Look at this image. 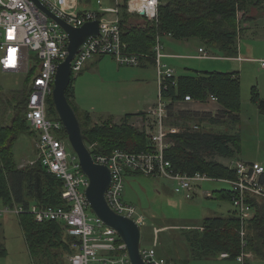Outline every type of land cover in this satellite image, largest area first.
Returning a JSON list of instances; mask_svg holds the SVG:
<instances>
[{"label": "trees", "instance_id": "trees-1", "mask_svg": "<svg viewBox=\"0 0 264 264\" xmlns=\"http://www.w3.org/2000/svg\"><path fill=\"white\" fill-rule=\"evenodd\" d=\"M91 6L92 0H86ZM128 0H119L118 19L121 39L126 50L134 53L153 54L156 35H169L175 39L198 38L210 51L214 50L224 57L238 56V21L237 14L243 11L242 20L250 7L264 11V0H159L157 18L144 19L139 13L127 9ZM143 18L145 21L135 23L132 18ZM240 30V29H239ZM29 72L24 76L19 87L8 90L2 103L4 114L12 111L9 124L0 127V201L3 206L19 205L23 211L17 214L31 258L48 256L54 249H62L72 254L71 243L77 241L73 235L64 231L62 222L55 220L36 221L28 210L30 205L40 207H67L62 198L63 181L49 172L40 160L25 163L22 166L15 159L14 145L18 136L28 133L37 137L25 117L26 94L30 77L36 71L37 59ZM74 76L66 89L68 101L76 111L84 140L91 154H110L114 149L128 152L147 151L152 148L145 132L133 127L130 119L135 115L127 113L120 123L108 120L93 122L88 112L78 113L74 104ZM175 82L174 84L171 82ZM240 77L238 71L192 70V72L174 75L167 86L161 87V94L169 99L167 116L175 112L179 117L189 115L199 119H208L219 123L227 118L229 122L239 121L241 108ZM216 98L221 106L216 115L210 112L179 110L178 102L185 96L205 102L210 96ZM250 101L264 114V98L260 97L255 86L251 88ZM48 114L58 118L53 107L51 96L48 97ZM147 112L136 115L146 117ZM223 118V119H222ZM198 127V126H197ZM60 136L67 141L64 128ZM170 145L164 155L172 167L181 173H206L209 176L225 179L235 178V171L228 165L214 160V155L232 158L239 144V135L227 131H212L197 128L184 129L167 134ZM70 147V145H69ZM71 148V147H70ZM35 157V155H34ZM35 159V158H34ZM128 174L140 175L137 172ZM231 202L232 192L229 189L213 190L211 195ZM254 206L253 216L246 223V250L252 257L264 259V199L250 198ZM232 205V204H231ZM201 231H185L194 260L216 256L221 252L229 254L228 259H235L241 251V223L233 206L226 215L208 216L198 224ZM6 254V248L0 242V256ZM190 259L175 264H192ZM249 263V259L246 260Z\"/></svg>", "mask_w": 264, "mask_h": 264}, {"label": "built area", "instance_id": "built-area-1", "mask_svg": "<svg viewBox=\"0 0 264 264\" xmlns=\"http://www.w3.org/2000/svg\"><path fill=\"white\" fill-rule=\"evenodd\" d=\"M37 1V2H36ZM0 0V76L26 75L37 59L36 71L30 77L26 94L25 117L37 133L34 139L35 159L40 160L47 170L59 177L64 184L61 193L67 207H40L30 205L28 210L36 221L55 220L63 223L64 231L73 235L77 241L71 243L74 252L69 255V264H132L125 244L115 230L105 226L93 213L90 214L84 190L88 178L82 172L78 159L69 148V143L59 137L63 128L59 118L48 114V97L51 96L52 83L57 64L67 54L68 36L58 22L51 18L42 7L65 23L78 27L85 22L98 19L100 31L91 37L74 56L71 71L79 72L86 60L93 56H111L119 65L138 66L151 61L155 66L158 80L157 101L147 111L146 127L152 148L147 151L128 152L114 149L110 154L93 155L95 162L105 164L111 172L110 185L105 197L110 207L126 217L132 218L141 227L144 216L136 208L122 199L126 173L137 172L147 176L164 177L175 181V192H183L186 197L197 191L202 181H222L230 185L231 204L241 223V251L235 260L246 264V223L253 216L254 206L250 198L264 199V165L259 162L238 160L228 166L235 171V178H220L206 173L193 174L176 171L165 157L164 151L170 145L165 124L169 99L161 94V87L167 86L174 77V70L164 62L160 36L156 35L153 54L134 53L126 50L121 39L118 19L119 0H110L113 6H103L96 0L97 9L86 0ZM159 0H128L127 9L131 13H143L144 19L157 18ZM141 15V14H140ZM239 15V12L238 14ZM200 58L213 57L199 48ZM240 58V57H238ZM264 68V58L258 59ZM171 83H175L174 81ZM4 92L0 82V127L12 114L2 111ZM210 100H216L214 96ZM192 101L185 96L184 101ZM210 196V192H206ZM23 211L19 205L3 206L0 216L5 213L18 214ZM145 264H174L157 254L153 247L140 248ZM228 258L227 252L218 254Z\"/></svg>", "mask_w": 264, "mask_h": 264}, {"label": "rangeland", "instance_id": "rangeland-1", "mask_svg": "<svg viewBox=\"0 0 264 264\" xmlns=\"http://www.w3.org/2000/svg\"><path fill=\"white\" fill-rule=\"evenodd\" d=\"M102 5L113 6L110 0H102ZM91 6L94 9L98 8L96 0H92ZM245 15L246 18L242 20L243 11H240L236 17L237 22L240 21L237 38L239 60L224 57L212 50L208 53L213 57L205 58L200 67L190 66L200 70L224 71L226 68H233L238 71L241 89L239 121L234 123L224 118L219 123H211L208 119H199L192 115L188 118L179 117L177 112L165 118V124L170 132L199 128L238 134L239 144L232 158L213 156L214 160L226 165L238 160L256 161L264 165V114L250 101L253 86L260 97L264 98V68L258 62V59L264 58V11L250 7ZM132 21L141 23L145 20L133 17ZM161 42L164 43L163 38ZM184 72L192 71H185L184 67L178 66L174 74ZM24 76V74L0 76L1 85L5 90L4 97L9 94L8 90L22 84ZM73 76L75 77L73 101L76 110L78 113L88 112L93 122L108 120L120 123L121 116L145 108L143 103L153 100L154 104L157 101L155 69L151 65L146 67L119 65L109 55L93 56L86 60L82 69L73 73ZM216 107L214 101H205L198 107L196 101L190 100L177 105L176 111H210L214 116L218 111ZM11 118L12 114L8 116V121L6 118L5 124H9ZM146 120L145 117L136 115L130 119V123L148 136ZM58 135L61 137L60 133ZM34 139L35 137L28 133L18 136L14 145L17 162L21 161L23 154L31 156L34 153L32 149ZM68 150L74 154L72 148L69 147ZM174 187L175 181L168 178L128 174L124 180L122 199L144 216L145 223L141 226V248L154 247L159 256L175 264L180 259L189 257L188 242L183 233L189 229H196L205 217L226 215L232 205L230 201L218 197L217 194L206 195L207 191L211 192L214 189H229L230 185L226 182L202 181L197 186L196 193L190 197H186L183 192H175ZM88 212L92 214L91 209H88ZM3 217H8L9 223L5 226L3 242L6 254L0 256V264H69V254L60 248L52 250L48 256L30 258L27 248L24 247L21 228L15 221L17 215L8 213L0 216ZM247 254L248 259L253 258L251 264H264V259L252 257L249 251ZM201 264L239 263L235 259L211 256L210 259L201 261Z\"/></svg>", "mask_w": 264, "mask_h": 264}, {"label": "water", "instance_id": "water-1", "mask_svg": "<svg viewBox=\"0 0 264 264\" xmlns=\"http://www.w3.org/2000/svg\"><path fill=\"white\" fill-rule=\"evenodd\" d=\"M36 1V0H35ZM37 2V1H36ZM43 10L64 29L68 36L67 54L56 66L52 83L51 101L56 114L62 122L67 134V141L74 151L82 172L88 178L84 190L92 213L107 227L115 230L126 246L129 260L132 264H145L141 253V227L132 218L116 213L108 204L105 193L110 185L111 172L105 164L94 161L87 147L84 135L73 106L68 101L66 89L71 79V62L77 52L93 36L98 35L100 23L98 19L73 27L52 13ZM143 14L142 12L140 13Z\"/></svg>", "mask_w": 264, "mask_h": 264}, {"label": "crops", "instance_id": "crops-1", "mask_svg": "<svg viewBox=\"0 0 264 264\" xmlns=\"http://www.w3.org/2000/svg\"><path fill=\"white\" fill-rule=\"evenodd\" d=\"M162 38L164 40V43L161 42V44H162V51L165 54L164 57H163V60H164V62L166 64H168L174 70V73H175L176 68L178 66L184 67V70L185 71H189V70L192 71L194 69L195 70H198V71H201L199 68H194V67L193 68H190L191 65L200 67V65L202 64V61L205 59V58L198 57L200 54H202L201 52H199V48H202L206 52H210V50L208 48H206L204 46V44L200 40L198 41L197 39H194V38H190V39H175V38H172L169 35H162L161 38H160V41L162 40ZM194 42H197V44H195ZM238 57H239V55L237 57H234L233 60H239ZM148 65L153 66L154 69H155V66L153 65V63L151 61H144V62H142L138 66L146 67ZM232 67H233V65H232ZM224 71H236V70H234L233 68H226ZM184 73H188V72H184ZM181 74H183V73H181ZM155 79H156L157 95H158V80H157V72H156V69H155ZM74 97H75V88H74ZM208 100H210V99H208ZM192 101H196L197 104H198V107L200 105L202 106L205 103V102H201V101H198V100H192ZM210 101H214V103L217 104V107L216 108L218 110L221 109V106L217 103L216 100H210ZM153 102L154 101L151 100L150 102L143 103L142 105L145 108H143V109H137L136 111L130 112V113L135 114L134 116H136V114L138 112H141V111L146 113L148 111V109L152 106ZM184 102H186V101L178 102L177 105H179L180 103H184ZM187 102H190V101H187ZM177 105L175 106L176 108H177ZM204 111H207V109H204ZM122 117L123 116H121L120 118H122ZM92 121H93V119H92ZM32 149H33V152L34 153L31 156L30 155L27 156V155H24L23 154V156L21 158V161L19 162V165H23L25 162L33 159V157L35 155V151H34V140H33V144H32ZM220 189H224V188H220ZM214 190H218V189H214ZM212 191L210 193H212ZM207 192H209V191H207ZM2 207H3V204L1 202L0 203V209ZM231 209H232V206H231ZM7 214L8 213H5L3 215H7ZM15 221L19 225L18 220H17V217L15 218ZM10 222H12V220ZM8 223H9V218L8 217L0 218V242L1 243H3L5 241L4 240V238H5V232H6V229H5L6 227L5 226H7ZM194 230L201 231V226L198 225V227L196 229H189V231H194ZM21 232H22V230H21ZM22 238L24 239L23 233H22ZM24 247L27 248L25 239H24ZM188 247H189V245H188ZM27 251H28V248H27ZM28 253H29V251H28ZM29 255H30V253H29ZM214 257L219 258L218 257V254L216 256H214ZM30 258H31V256H30ZM210 258L211 257H206V258H202L200 260H194L193 257H192L191 249L189 247V257L180 259L178 261V263H180V262L182 263V261H185L187 259H190L189 260V263H192V264H201V261L208 260ZM219 259H222V258H219ZM252 259L253 258H250L249 259V263H246V264H251ZM169 261L172 262V263H174L171 260H169Z\"/></svg>", "mask_w": 264, "mask_h": 264}]
</instances>
